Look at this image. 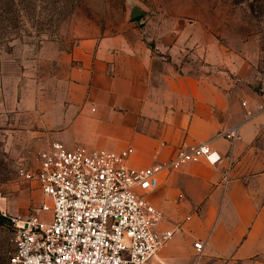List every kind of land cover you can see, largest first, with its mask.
Masks as SVG:
<instances>
[{"label":"crops","instance_id":"obj_1","mask_svg":"<svg viewBox=\"0 0 264 264\" xmlns=\"http://www.w3.org/2000/svg\"><path fill=\"white\" fill-rule=\"evenodd\" d=\"M168 50L119 34L43 54L57 94L42 106L49 110L47 145L56 138L121 151L135 139L129 164L136 169L153 164L160 142L163 160L185 140L210 145L222 155L217 167L191 163L163 173L148 194L162 212L160 229L194 218L147 264H195L197 241L203 264H264L262 80L250 62L235 77L193 73L168 62ZM222 123L235 127L238 139L220 137Z\"/></svg>","mask_w":264,"mask_h":264},{"label":"rangeland","instance_id":"obj_2","mask_svg":"<svg viewBox=\"0 0 264 264\" xmlns=\"http://www.w3.org/2000/svg\"><path fill=\"white\" fill-rule=\"evenodd\" d=\"M134 6L144 14L132 20ZM119 34L166 45L193 73L235 77L250 62L264 87V0H0V264L16 248L13 220L44 201L26 178L50 136L42 106L57 96L42 55Z\"/></svg>","mask_w":264,"mask_h":264},{"label":"built area","instance_id":"obj_3","mask_svg":"<svg viewBox=\"0 0 264 264\" xmlns=\"http://www.w3.org/2000/svg\"><path fill=\"white\" fill-rule=\"evenodd\" d=\"M220 137L238 139L235 127L221 124ZM136 140L121 151L56 139L37 152L35 178L44 201L36 214L13 220L15 251L7 264H147L194 218L186 215L171 228L160 229L162 212L148 199L160 175L187 164L217 167L219 150L183 141L174 156L163 160L160 142L153 164L130 166ZM195 264H203L204 244H193Z\"/></svg>","mask_w":264,"mask_h":264},{"label":"water","instance_id":"obj_4","mask_svg":"<svg viewBox=\"0 0 264 264\" xmlns=\"http://www.w3.org/2000/svg\"><path fill=\"white\" fill-rule=\"evenodd\" d=\"M144 14V10L139 6H134L130 12V19L134 20Z\"/></svg>","mask_w":264,"mask_h":264}]
</instances>
